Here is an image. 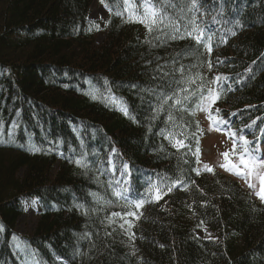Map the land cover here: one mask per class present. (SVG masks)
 <instances>
[{"label":"trees","instance_id":"16d2710c","mask_svg":"<svg viewBox=\"0 0 264 264\" xmlns=\"http://www.w3.org/2000/svg\"><path fill=\"white\" fill-rule=\"evenodd\" d=\"M99 1L95 44L92 0H0V264H264V202L195 169L206 96L264 160V0Z\"/></svg>","mask_w":264,"mask_h":264},{"label":"rangeland","instance_id":"374dc122","mask_svg":"<svg viewBox=\"0 0 264 264\" xmlns=\"http://www.w3.org/2000/svg\"><path fill=\"white\" fill-rule=\"evenodd\" d=\"M107 13L108 10L105 5L99 0H92L87 17L97 25V29L94 32L95 44H99L103 39ZM212 103L211 97H203L197 109V117L201 122V129L199 132V145L196 152V171L209 172V169H211L212 173V170L218 169L225 175L236 177L242 181L258 200L264 202L257 195L260 191L259 177L264 176V163H261L262 161L256 160L255 158H250L249 155L242 156L245 143L238 139L237 134L232 129L228 128V124L224 122L219 124L218 117L215 115L210 116V114H213L211 112ZM236 144H239L240 148ZM224 153H228L227 158L224 156ZM241 158L249 160L250 164H252L251 174H249V169L241 165ZM227 162H230V165H234L235 167H223L222 165ZM56 168L57 164L54 165L52 171L54 172ZM237 171H242L244 174L237 175ZM24 204L25 210L17 219L15 231L22 236H29L34 231L39 216V206L36 199L25 198ZM127 215L125 214L121 217L124 223H128L129 221ZM194 232L196 235L205 239L214 240L216 237L214 231L201 224L195 226ZM126 241L131 246V238L128 237Z\"/></svg>","mask_w":264,"mask_h":264},{"label":"snow or ice","instance_id":"6c2138e0","mask_svg":"<svg viewBox=\"0 0 264 264\" xmlns=\"http://www.w3.org/2000/svg\"><path fill=\"white\" fill-rule=\"evenodd\" d=\"M240 140L243 141L245 144L249 143L244 136H240ZM246 151L254 152L255 150L254 149L253 150H247L246 149ZM113 152H115V149H113ZM224 156L227 158L228 153H224ZM261 163H264V161H262ZM77 164H79V161H77ZM241 165L244 168L249 169V174H251L252 164H250L249 160L241 158ZM222 166L225 168L235 167L234 165H230V162H227ZM209 171H211V169H209ZM236 174L237 175H243L244 173L242 171H237ZM259 182H260V191L257 193V195L261 200H264V176L259 177ZM249 186L251 187V185H249ZM159 198H160V196H159V194H157L156 199L158 200ZM139 206L140 205H137V207H139ZM114 215H120V214L115 213ZM130 215H131V213H130Z\"/></svg>","mask_w":264,"mask_h":264}]
</instances>
